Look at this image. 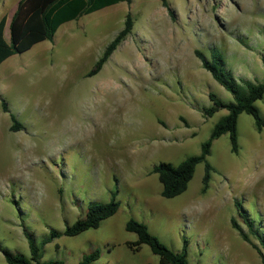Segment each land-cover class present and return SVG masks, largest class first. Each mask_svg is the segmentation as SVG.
<instances>
[{
    "label": "rangeland",
    "instance_id": "obj_1",
    "mask_svg": "<svg viewBox=\"0 0 264 264\" xmlns=\"http://www.w3.org/2000/svg\"><path fill=\"white\" fill-rule=\"evenodd\" d=\"M18 0H5L9 8ZM130 0L60 25L51 40L0 64V101L21 125L10 131L0 107V249L29 257L35 245L82 218L90 202L116 212L96 229L59 236L40 248V262L158 264L147 246L124 230L143 224L167 249H184L188 264H260L264 249V129L250 116L236 120L237 152L228 135L213 140L203 190V164L185 190L165 199L152 172L197 156L214 124L208 94L224 103L231 95L201 67L218 51L238 81L264 85V0ZM129 13L132 29L100 71L93 68ZM4 39L7 41L6 34ZM264 120V91L255 102ZM238 203L253 221L249 231ZM247 237L244 241L238 230ZM0 264H6L0 252Z\"/></svg>",
    "mask_w": 264,
    "mask_h": 264
},
{
    "label": "trees",
    "instance_id": "obj_2",
    "mask_svg": "<svg viewBox=\"0 0 264 264\" xmlns=\"http://www.w3.org/2000/svg\"><path fill=\"white\" fill-rule=\"evenodd\" d=\"M157 1L161 7L167 10L168 15L172 18L166 0ZM120 2L129 4L130 0H18L8 22L7 41L3 39L5 18L0 19V64L10 56L23 53L39 42L51 40L60 25ZM131 29L132 20L129 13H127L124 17L121 30L105 46L100 57L95 61L93 68L86 74V77H91L100 71L102 65L115 48L129 35ZM194 55L212 80L231 95L232 102L224 103L216 95L209 93L208 99L211 106L203 111L204 115L211 117L218 110H225L226 114L220 117L214 124L207 141L200 146L199 154L182 160L176 166L159 163L153 168L152 172L156 174L158 183L161 186L160 196L165 199L176 197L185 190L187 183L193 175L195 166L199 163L203 164L202 184L204 190L211 171V167L206 162V157L209 153L211 142L219 136L223 134L228 135L230 151L236 154V120L239 114L244 113L250 116L257 131L264 129V120L260 117L255 106V102L260 100L263 95L264 85L245 79L236 81L232 77L231 72L225 68L223 58L216 50L211 49L209 51L208 60L198 51H194ZM261 63L264 68V57L261 58ZM0 107L3 113L8 114L11 122L9 130H20L22 128L21 125L8 112L7 105L2 100L0 101ZM117 206V202L114 201V195L105 204L97 202L88 203L82 218L66 227L61 233L50 231L49 236L42 239L38 246L34 244L31 235L25 234L29 250V257L27 258L21 254H11L5 249H0V252L6 264H57L40 262V248L42 246L61 235L73 237L86 230L96 229L100 222L111 217L116 212ZM235 207L243 224L246 225L249 231H252L253 221L244 214L238 203H235ZM230 224L232 228L238 230L233 220L230 221ZM124 230L135 235V249L140 245L147 246L151 254L158 258V264H188L184 249L180 253L167 249L157 238L149 234L143 224L134 220H128L124 225ZM238 232L240 237L247 242V237L239 230ZM256 237L264 249L263 239L261 236ZM257 254L260 258V264H264V257L259 251H257ZM97 258L98 251L95 250L82 256L78 264H91Z\"/></svg>",
    "mask_w": 264,
    "mask_h": 264
},
{
    "label": "crops",
    "instance_id": "obj_3",
    "mask_svg": "<svg viewBox=\"0 0 264 264\" xmlns=\"http://www.w3.org/2000/svg\"><path fill=\"white\" fill-rule=\"evenodd\" d=\"M120 3H122V2H120ZM15 6H16V4L14 6H12L11 8H9V5H7L5 3V0H0V19L3 18V17L5 18V23H4V28H3V39H4V35L6 34L7 40H8V22H9V19H10L11 15H12L14 9H15Z\"/></svg>",
    "mask_w": 264,
    "mask_h": 264
}]
</instances>
